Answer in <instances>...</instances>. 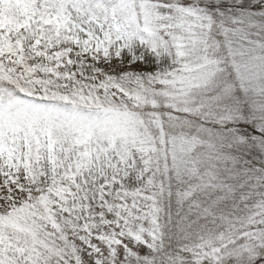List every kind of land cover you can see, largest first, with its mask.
Wrapping results in <instances>:
<instances>
[{"label":"snow or ice","instance_id":"obj_1","mask_svg":"<svg viewBox=\"0 0 264 264\" xmlns=\"http://www.w3.org/2000/svg\"><path fill=\"white\" fill-rule=\"evenodd\" d=\"M0 264H264V0H0Z\"/></svg>","mask_w":264,"mask_h":264}]
</instances>
